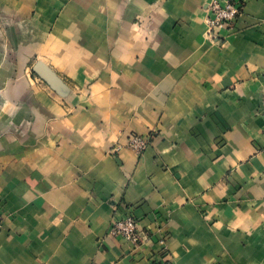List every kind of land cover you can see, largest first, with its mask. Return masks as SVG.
I'll return each instance as SVG.
<instances>
[{"label": "crops", "instance_id": "obj_1", "mask_svg": "<svg viewBox=\"0 0 264 264\" xmlns=\"http://www.w3.org/2000/svg\"><path fill=\"white\" fill-rule=\"evenodd\" d=\"M208 1L0 0V264H264V0Z\"/></svg>", "mask_w": 264, "mask_h": 264}, {"label": "built area", "instance_id": "obj_2", "mask_svg": "<svg viewBox=\"0 0 264 264\" xmlns=\"http://www.w3.org/2000/svg\"><path fill=\"white\" fill-rule=\"evenodd\" d=\"M206 18V34L209 39L213 40L219 37L218 34L226 32L233 27L236 21L241 5L237 2L228 0H209ZM129 147L137 154H142L148 148V140L141 135L134 136L128 142ZM5 215L0 210V228L3 226ZM110 235L114 238H120L133 244L139 248L143 244L144 239L138 230V223L134 216H128L124 219H117L112 224ZM161 253L167 252L166 241H159ZM166 256V255H165ZM163 256L156 255L155 264H170L164 261Z\"/></svg>", "mask_w": 264, "mask_h": 264}, {"label": "water", "instance_id": "obj_3", "mask_svg": "<svg viewBox=\"0 0 264 264\" xmlns=\"http://www.w3.org/2000/svg\"><path fill=\"white\" fill-rule=\"evenodd\" d=\"M33 73L44 81L56 94L61 97L69 95V88L45 63L38 61L33 69Z\"/></svg>", "mask_w": 264, "mask_h": 264}]
</instances>
